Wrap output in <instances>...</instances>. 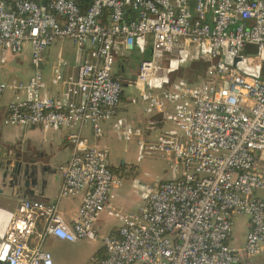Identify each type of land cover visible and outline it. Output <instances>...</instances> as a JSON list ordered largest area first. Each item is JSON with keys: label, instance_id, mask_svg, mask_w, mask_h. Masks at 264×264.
Returning a JSON list of instances; mask_svg holds the SVG:
<instances>
[{"label": "built area", "instance_id": "built-area-1", "mask_svg": "<svg viewBox=\"0 0 264 264\" xmlns=\"http://www.w3.org/2000/svg\"><path fill=\"white\" fill-rule=\"evenodd\" d=\"M0 0V64L27 43L33 74L25 81H0V95L15 92L6 124L66 130L72 144L59 165L61 197L82 195L77 216L67 225L56 204L19 199L13 210L0 208V264H53L44 240L100 239L105 255L94 264H244L264 247V0H91L80 11L74 0ZM109 10L108 23L99 17ZM133 11L127 15L126 10ZM87 48L73 77H64L57 59L51 94L42 62L57 40ZM138 49L137 83L144 112L170 106L176 127L146 139L139 125L116 117L122 85L113 77L115 51ZM204 59L203 75L189 80L170 72ZM135 101V98H132ZM117 136L135 138L137 159H165L170 177L155 186L134 185L141 204L116 212L115 235L101 234L95 221L120 183L106 149L81 133L89 126L102 135V122ZM246 216L249 229L241 248L230 243L233 218Z\"/></svg>", "mask_w": 264, "mask_h": 264}, {"label": "crops", "instance_id": "crops-1", "mask_svg": "<svg viewBox=\"0 0 264 264\" xmlns=\"http://www.w3.org/2000/svg\"><path fill=\"white\" fill-rule=\"evenodd\" d=\"M147 52L134 49L123 52L115 51V61L112 73L122 85L121 103L116 110V117H122L131 125L142 127L146 139H154L164 127H176V119L173 110L164 104L162 110L152 114L144 112L145 100L140 98L141 91L145 86L137 83L138 66ZM87 56V48L76 47L71 40H57L49 45L44 53L42 72L47 90L53 94L62 90L61 83L52 84L51 78L59 57L66 59L67 64L60 68L64 77H73L77 64ZM33 74L30 62V47L25 44L19 53L9 54L4 63L0 64V81L11 82L25 81ZM15 92L8 88L0 95V163L10 155L13 158L36 166V182L30 185V192H25V186L21 181L16 187L8 183L9 171L4 176V168L0 165V208L13 210L19 199L28 197L40 199L56 204L59 216L67 225L77 216L81 204L82 195L61 197L59 195L62 182L59 165L64 164L72 153V144L66 139V130H53L40 126H23L6 124L4 118L8 113V104L14 99ZM135 98V101H132ZM116 117H108L102 122V135L95 138L89 126L81 127V133L86 140L95 143L100 148L106 149L111 169L120 177V183L110 191L108 207H106L95 221V227L101 234L115 235L119 226L116 212H133L141 204L139 189L134 182L155 186L160 181L168 179V175L153 183H144L137 177L138 173L134 165L128 162L124 153L133 148L130 140H125L116 135L112 123ZM133 140V139H132ZM136 140H133V143ZM264 200V197L261 196ZM235 232H232L230 243L236 248H241L245 241V235L249 229L247 217L236 215L233 218ZM61 240L48 235L44 240V247L50 251L53 264H71L69 261L70 246L79 243ZM98 238L92 239L95 251L90 253L88 264H94L96 260L105 255L102 243ZM97 242V243H96ZM97 248V249H96ZM247 264H264V247Z\"/></svg>", "mask_w": 264, "mask_h": 264}, {"label": "rangeland", "instance_id": "rangeland-1", "mask_svg": "<svg viewBox=\"0 0 264 264\" xmlns=\"http://www.w3.org/2000/svg\"><path fill=\"white\" fill-rule=\"evenodd\" d=\"M132 139L133 140L136 139L135 138L129 139L133 148L127 149V151L124 153V157L128 162L134 165V168L138 173L137 175L138 179L144 183L150 184L155 182L156 180L165 178L169 173V166L167 161L157 155H144L141 158L137 159V142L133 143ZM256 193L260 197L261 196L264 197V189H259L257 190ZM235 229L236 227L234 224L232 228L233 233L235 232ZM91 240H92L91 238H83V240H80L79 243L72 244L69 247L71 252L69 261L71 262V264H88L90 253L95 251L93 250L94 245H92L94 242H92ZM99 240L100 239L96 241L100 243Z\"/></svg>", "mask_w": 264, "mask_h": 264}, {"label": "water", "instance_id": "water-1", "mask_svg": "<svg viewBox=\"0 0 264 264\" xmlns=\"http://www.w3.org/2000/svg\"><path fill=\"white\" fill-rule=\"evenodd\" d=\"M184 71L186 73H190L189 67L185 66L182 69H176L170 72V78H174L175 76L180 74V71ZM0 165L4 168V176H6L7 171H9V180L8 183L13 187H16L21 181H23L25 188V192H30V185L36 182V166L34 164H30L23 159L13 158V156L7 157V159L1 160ZM242 256L244 258V264L246 263L245 255L242 252Z\"/></svg>", "mask_w": 264, "mask_h": 264}, {"label": "trees", "instance_id": "trees-1", "mask_svg": "<svg viewBox=\"0 0 264 264\" xmlns=\"http://www.w3.org/2000/svg\"><path fill=\"white\" fill-rule=\"evenodd\" d=\"M3 1L5 2L6 5H10L14 0H3ZM51 1L52 0H41L43 6L45 7V10L53 11L49 6ZM74 1L76 2L80 11H82V12H84L89 7V5L91 4V0H74ZM126 12H127L128 16L133 15V11L130 9H127ZM108 17H109V10L104 9L101 16L99 17L100 22L102 24H107L108 23ZM114 61H115V58H114ZM187 66L189 67L190 73H186V72L181 70L179 75L180 76L182 75L186 78L194 80L196 76L204 74L206 66H207V61L204 59H201V60L193 61ZM113 77L115 78L114 75H113ZM261 78H262V80H264V62L262 64Z\"/></svg>", "mask_w": 264, "mask_h": 264}]
</instances>
